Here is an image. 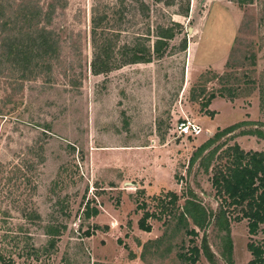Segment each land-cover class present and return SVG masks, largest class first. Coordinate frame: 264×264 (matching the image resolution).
<instances>
[{
	"label": "rangeland",
	"instance_id": "374dc122",
	"mask_svg": "<svg viewBox=\"0 0 264 264\" xmlns=\"http://www.w3.org/2000/svg\"><path fill=\"white\" fill-rule=\"evenodd\" d=\"M24 12L33 15L25 27ZM4 17L19 18L13 32L24 40L44 28L58 52L26 71L0 58L2 245L10 250L18 231L45 244L39 223L23 217L35 211L42 225L61 221L64 230L50 256L33 264H248L247 244L264 245V233L250 237L245 220H231L229 250L211 168L190 159L238 123L213 146L264 151V140L248 134L264 131V0H0ZM166 29L174 37L162 57L130 62L126 48L152 52ZM101 61L105 72L93 73ZM212 92L225 94L208 106L213 118L199 105ZM186 120L199 136L178 135ZM168 192L178 201L169 205ZM187 199L205 211L203 228L180 217ZM86 203L97 216L84 217ZM145 211L154 215L148 233L138 228Z\"/></svg>",
	"mask_w": 264,
	"mask_h": 264
},
{
	"label": "trees",
	"instance_id": "16d2710c",
	"mask_svg": "<svg viewBox=\"0 0 264 264\" xmlns=\"http://www.w3.org/2000/svg\"><path fill=\"white\" fill-rule=\"evenodd\" d=\"M1 14L3 15V13ZM31 17H33L32 14L24 12L22 19H20L21 24L23 25V23L27 22L29 26L30 20H32ZM18 21L19 18L6 19L4 17V20L1 19L0 58L6 60L15 58L22 66V71H26L30 69V65L33 62H35L34 65L36 64V67H39L38 63L45 57L52 56L55 58L57 56L56 41L52 39L44 28L35 26V31L33 33L34 37L31 35L29 37L30 40H24L18 36L16 37L13 31L15 22L17 23ZM92 23L95 24V21L93 20ZM23 26L25 27V25ZM28 26H26V28H29ZM168 31L169 30L166 29L158 35L152 52H150L149 49H138L136 47L126 48L124 51L130 54V62L150 63L153 59V55L157 58L162 57L167 48V42L174 37V35ZM107 52L104 53V59H108ZM105 63V61H101L99 66H94L92 68L93 73L99 74L105 72L104 67L107 68ZM203 92L204 90H200L197 95L192 93V100L196 102L197 98H200V96L204 94ZM227 94L226 96L231 99L235 97L233 92L228 91ZM216 97L224 98L225 94L222 92H212L199 104L201 110H205V114L211 118L214 117L215 113L213 111H208V106ZM241 124L242 123L231 125L215 133L212 138L208 139L196 149L190 159V165L193 164L196 159H201V165L205 168L206 172L211 168V187L215 192L214 196L220 202L218 212L216 213L217 224L226 234L225 246L227 245L229 250L231 244L228 237L231 220L234 222L245 220L247 222V230L250 237L257 236L260 232L264 233V151H244L236 143L225 147V149L220 148V146H213L222 136L230 134ZM46 131L48 130L46 129ZM242 134L246 133L243 132ZM248 134L264 140V131L259 129ZM42 151L43 147H40L38 156L41 161H43ZM222 160H225V162L222 163ZM166 194L171 197L168 203L169 205L178 201V196L175 193L168 192ZM187 202L190 206H188ZM161 206L164 211L168 208L163 204H161ZM5 214L7 215L8 213L6 212ZM83 215L85 218L89 219L97 216L98 210L94 207H90L89 203H86L83 209ZM187 215L197 227L203 228L206 217L205 211L199 203H192V201H188L187 199L180 213V217L185 221L186 225L187 221L183 216L187 217ZM153 216V214L145 211L138 221V228L143 232H150L151 227L146 223V220ZM23 217L26 221L39 223V227L43 228V235H45L47 241L42 246H36L34 242L30 243L31 237L28 235L23 237L21 231H18V233H16L17 235H15L16 237L10 239L13 243L9 250L6 249L8 244H5V247L2 245L6 238L5 235H2L0 239V264H19L15 261L14 256L18 258H24L26 256L29 258L30 264H33L31 260L37 262L42 260V258H47L56 248L57 241L61 236V232L64 230V225L60 223L61 221H58L59 223L49 222L42 225V219L35 211L25 212L23 213ZM185 232L186 235L191 236H196L197 234L194 229L188 230L185 228ZM91 234L92 233L89 231H86L83 236L88 238ZM204 246H207L206 243ZM247 250L252 257L248 264H264V245H259L251 241L247 244ZM198 256L199 249L195 246L192 248V257L185 258L189 260L190 263H195ZM212 256L213 255L209 253V258ZM29 260H24L23 262L29 263Z\"/></svg>",
	"mask_w": 264,
	"mask_h": 264
},
{
	"label": "built area",
	"instance_id": "2783aa9c",
	"mask_svg": "<svg viewBox=\"0 0 264 264\" xmlns=\"http://www.w3.org/2000/svg\"><path fill=\"white\" fill-rule=\"evenodd\" d=\"M201 132L202 130L198 125L191 123L188 120L182 121L177 125V133L179 136L197 137Z\"/></svg>",
	"mask_w": 264,
	"mask_h": 264
}]
</instances>
